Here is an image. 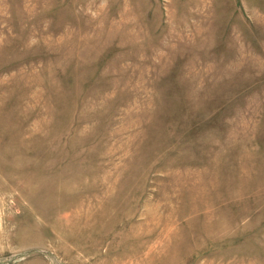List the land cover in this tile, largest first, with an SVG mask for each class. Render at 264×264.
Instances as JSON below:
<instances>
[{"label": "rangeland", "instance_id": "374dc122", "mask_svg": "<svg viewBox=\"0 0 264 264\" xmlns=\"http://www.w3.org/2000/svg\"><path fill=\"white\" fill-rule=\"evenodd\" d=\"M0 264H264V0H0Z\"/></svg>", "mask_w": 264, "mask_h": 264}]
</instances>
